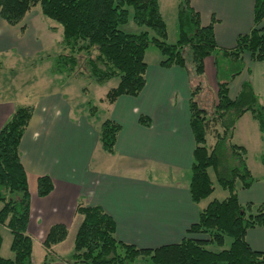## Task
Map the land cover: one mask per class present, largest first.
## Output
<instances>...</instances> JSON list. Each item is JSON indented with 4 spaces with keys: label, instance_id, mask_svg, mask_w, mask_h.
I'll return each instance as SVG.
<instances>
[{
    "label": "trees",
    "instance_id": "trees-1",
    "mask_svg": "<svg viewBox=\"0 0 264 264\" xmlns=\"http://www.w3.org/2000/svg\"><path fill=\"white\" fill-rule=\"evenodd\" d=\"M36 7L63 29L62 51L54 57L55 74L75 76L83 56L84 70L95 81L119 77L102 102L112 104L121 96H138L143 91L148 68L145 56L152 45L162 55V66L185 69L193 82L189 101L195 140L191 198L199 203L214 192L210 168L228 191L226 198L209 202L180 242L156 248H139L118 240L115 221L102 207L79 203L76 212L82 219L70 264H136L141 256L149 264H264V251L252 249L246 240L248 230L264 228V204L239 201L238 187H250L255 178L247 165L245 147L232 141L237 121L246 112H251L264 132V104L250 81L242 84L235 99L229 96L230 82L245 68L244 54L249 53L253 61H264V0H255L253 27L239 35L229 49L218 46L213 23L203 25L200 13L188 0H179L176 43L167 42L168 28L159 0H0V16L17 25ZM130 8L134 22L146 29L133 32L122 28L130 20ZM207 57L214 58L218 74L212 110L200 103ZM88 104L90 114L97 113L98 106ZM33 113L31 105L18 106L0 129V227L10 230L13 253V257L0 255V264H33V240L28 233L30 191L20 152ZM140 122L148 125L149 119L141 115ZM120 131L121 125L112 119L102 123L99 140L107 153H114ZM53 186L49 175L41 176L39 195H48ZM67 235L65 225H54L44 245L51 249ZM226 237L232 239L227 247ZM1 245L0 233V249ZM212 245L218 249L209 248Z\"/></svg>",
    "mask_w": 264,
    "mask_h": 264
},
{
    "label": "crops",
    "instance_id": "crops-1",
    "mask_svg": "<svg viewBox=\"0 0 264 264\" xmlns=\"http://www.w3.org/2000/svg\"><path fill=\"white\" fill-rule=\"evenodd\" d=\"M188 1L200 13L203 25L213 23L220 48L234 47L237 37L253 27L255 0ZM159 2L165 19L162 0ZM33 10L17 25L0 16V55L30 58L45 54L54 62L62 50L50 54L48 47L54 40L61 44L63 29ZM243 58L245 68L230 82L229 96L235 99L242 84L250 81L264 104V61H253L249 53ZM145 59L148 68L143 91L138 96H121L112 104L102 102V120L96 119L97 113L82 111L76 103L66 105L60 89H47L37 96L33 91L18 90L2 96L0 90V129L18 106L34 107L20 143L30 191L28 233L33 240V264H70L72 253L65 252L66 242L72 229L75 239L80 225L82 216L76 212L79 203L102 207L115 221L118 240L139 248H156L180 242L210 201L228 196L226 190L220 199L214 195L215 189L208 198L193 202L189 190L195 148L189 110L193 82L179 66L164 67L162 58L149 64L147 51ZM217 86L214 58L207 57L200 93L203 107L215 104ZM141 115L149 119L148 125L140 122ZM106 119L121 125L112 154L99 140ZM232 141L245 147L247 165L255 178L250 187H238L239 201L264 204V132L251 112L237 121ZM43 175H49L54 185L46 196L38 192V180ZM57 224L65 225L68 235L47 249L44 241ZM3 228L11 235L10 245L12 242L10 230L0 227V255ZM246 240L252 249L264 251V228L248 230ZM36 243L41 245L37 254Z\"/></svg>",
    "mask_w": 264,
    "mask_h": 264
},
{
    "label": "rangeland",
    "instance_id": "rangeland-1",
    "mask_svg": "<svg viewBox=\"0 0 264 264\" xmlns=\"http://www.w3.org/2000/svg\"><path fill=\"white\" fill-rule=\"evenodd\" d=\"M178 8L179 0H162V10L167 22L168 28V43H176L179 36L178 31ZM41 14L39 7L35 8ZM131 10V8H130ZM34 11V10H33ZM42 15V14H41ZM40 15V16H41ZM51 21L52 23L59 25L57 22ZM61 28V26L59 25ZM122 28L128 31L138 32L146 29V27H140L132 19V10L130 12V20L128 24L124 25ZM153 34V32L151 31ZM60 35V33H59ZM58 38V34L56 35ZM50 54H56L59 50H62V44L54 40L52 45L49 47ZM159 58H162L161 53L155 46H150L147 50V61L149 64L157 62ZM83 56L80 57L79 71H77L75 76L68 77L67 74L61 73L53 76V71L51 66L54 64L51 60L45 58V54H40L30 58L22 57H11L0 55V90L2 96H11L15 91L19 93H28L33 91L34 96L46 92L47 89L55 91L60 89L62 93H65L66 105L73 106L74 103L81 107L80 109L89 112V102L98 106L99 110L96 115V119L102 120L104 118V108L101 101L102 97H105L106 93L113 87L117 86L119 82V77H114L107 82L95 81L89 76V73L84 70V60ZM52 64V65H51ZM58 75V76H57ZM209 103H211L209 101ZM210 110L213 109V105H209ZM213 135H210L209 142L213 143ZM103 152V151H102ZM248 154V153H247ZM98 153L96 154V156ZM210 173L213 178L215 185V196L220 199L223 198L225 193L221 185H219L218 179L215 176L213 168H210ZM227 192V191H226ZM4 234V245L1 250V256L12 257L13 253L10 250L11 235L4 228L1 229ZM231 238L226 237V247L231 243ZM69 245H71L69 247ZM41 245L36 243L34 248L35 254L37 251H41ZM70 248V249H69ZM209 248L217 250L218 247L212 245ZM70 250V251H68ZM74 251V231L72 229L70 237L66 242V251ZM70 254V253H69ZM136 264H149V261L145 257H139L136 260Z\"/></svg>",
    "mask_w": 264,
    "mask_h": 264
}]
</instances>
